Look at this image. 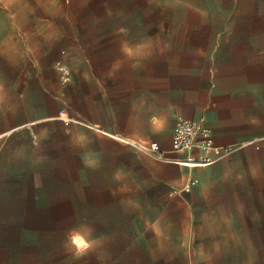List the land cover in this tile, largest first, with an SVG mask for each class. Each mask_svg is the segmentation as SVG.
I'll return each mask as SVG.
<instances>
[{"label": "rangeland", "instance_id": "374dc122", "mask_svg": "<svg viewBox=\"0 0 264 264\" xmlns=\"http://www.w3.org/2000/svg\"><path fill=\"white\" fill-rule=\"evenodd\" d=\"M229 24H264V0H0V259L264 264V105L252 104L249 113L253 138H260L246 147L253 151L251 174L243 157L235 171L226 164L212 172L214 184H184L174 196L143 189L141 177L134 182L82 167L64 152L38 153L31 149L37 127H19L78 120L56 109L55 97L69 84L57 75L59 59L69 65L70 81L99 77L133 69L150 39L175 48L205 45L229 34ZM60 114L75 121L65 124ZM77 237L87 247H78Z\"/></svg>", "mask_w": 264, "mask_h": 264}, {"label": "crops", "instance_id": "0c3cea01", "mask_svg": "<svg viewBox=\"0 0 264 264\" xmlns=\"http://www.w3.org/2000/svg\"><path fill=\"white\" fill-rule=\"evenodd\" d=\"M228 27L229 34L205 45L186 42L175 48L167 39H150L133 69L72 77L61 88L66 92L55 97V108L65 107L78 121L64 125L44 118L22 123L19 127H37L38 146L31 149L67 153L66 157L80 160L82 167L104 175L131 177L134 182L141 177L147 184L143 189L172 196L189 179L198 188L214 184L215 180L210 182L212 172L226 164L235 171L243 157L251 174L253 151L246 147L212 164L186 162L183 166L153 160L112 137L156 141L168 149L175 124L190 119L211 128L214 147L252 139V104L264 105V24L255 29ZM50 139L53 144L48 147ZM0 264L9 262L3 257Z\"/></svg>", "mask_w": 264, "mask_h": 264}, {"label": "built area", "instance_id": "2783aa9c", "mask_svg": "<svg viewBox=\"0 0 264 264\" xmlns=\"http://www.w3.org/2000/svg\"><path fill=\"white\" fill-rule=\"evenodd\" d=\"M55 70L61 82L67 83L70 81L71 71L69 65L64 60L59 59L55 62ZM60 117L65 124L70 120L75 121L72 118H68L66 114H60ZM112 137L132 146L137 152L148 155L154 160L171 162L183 166H186V162H191L197 166L212 164L244 147L254 143L257 144L260 140V138H253L234 144L214 147L211 128L190 119H179L175 124L171 132L170 147L168 149H163L156 141L140 142L117 134H113ZM195 150L198 154L193 153ZM212 151H214L215 154L210 155L209 153ZM192 184H194V180L189 179L184 189L188 190L189 186Z\"/></svg>", "mask_w": 264, "mask_h": 264}, {"label": "snow or ice", "instance_id": "6c2138e0", "mask_svg": "<svg viewBox=\"0 0 264 264\" xmlns=\"http://www.w3.org/2000/svg\"><path fill=\"white\" fill-rule=\"evenodd\" d=\"M74 243H76L78 247H87L85 242L79 237L75 238Z\"/></svg>", "mask_w": 264, "mask_h": 264}]
</instances>
